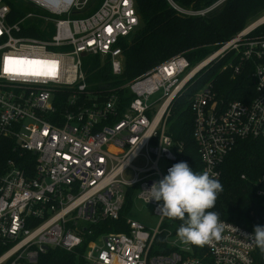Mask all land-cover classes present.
I'll use <instances>...</instances> for the list:
<instances>
[{
  "label": "built area",
  "instance_id": "2783aa9c",
  "mask_svg": "<svg viewBox=\"0 0 264 264\" xmlns=\"http://www.w3.org/2000/svg\"><path fill=\"white\" fill-rule=\"evenodd\" d=\"M23 1L39 12L8 23L0 0V144L15 154L0 168V264H60L58 256L70 264H255L250 230L219 218V239L191 245L160 224L167 217L145 191L183 149L166 133L173 100L228 53L221 70L250 71L254 95L225 100L209 80L190 96L201 171L218 179L237 140L264 137V32L254 33L264 12L199 63L173 55L126 82L132 98L121 105L113 91L89 94L82 56L107 58L121 72L122 44L140 23L135 0H102L87 15L91 0ZM172 5L191 15L210 10ZM25 19L38 21L44 37L25 35ZM255 186L264 215V173ZM129 188L133 201L152 207L156 228L126 217L127 231L94 234L91 225L120 217Z\"/></svg>",
  "mask_w": 264,
  "mask_h": 264
},
{
  "label": "trees",
  "instance_id": "16d2710c",
  "mask_svg": "<svg viewBox=\"0 0 264 264\" xmlns=\"http://www.w3.org/2000/svg\"><path fill=\"white\" fill-rule=\"evenodd\" d=\"M102 0H91L83 15L94 11ZM217 0H135L139 26L128 42L122 44L123 64L119 74L111 71L110 60L90 56L83 61V73L89 94L103 97L113 91L124 105L132 98L130 92L121 86L141 75L155 64L181 52L190 65L205 59L223 42L240 32L251 20L264 12V0H224L200 14H184L175 6L186 10H202ZM9 7L7 22L13 23L30 11H38L23 0H4ZM39 12V11H38ZM38 21L23 25V33L30 37L43 38ZM264 24L254 33H263ZM229 53L222 59L210 62L172 102L166 120V133L183 144L178 162L185 161L194 172H201V162L196 144L192 138L193 114L190 110V96L206 81L211 80L213 88L225 100H245L254 95L250 71L242 70L231 77L232 70H221ZM247 94L245 98L244 95ZM168 124V126H167ZM15 157L6 142L0 144V168L8 159ZM32 159L28 154L18 161L25 168ZM218 178L222 191L217 195L212 211L218 217L240 225L252 232L253 226L264 225L261 199L256 195V180L264 173V137L239 139L227 154ZM242 175L244 178H242ZM132 188L126 191L123 208L117 220H105L91 225L94 234L127 231L126 216L133 206ZM181 220L170 218V225L176 230ZM58 252V251H57ZM60 253V252H58ZM62 255V254H61ZM255 264H264V253L256 247ZM53 262L70 264L59 257Z\"/></svg>",
  "mask_w": 264,
  "mask_h": 264
},
{
  "label": "clouds",
  "instance_id": "9594fccd",
  "mask_svg": "<svg viewBox=\"0 0 264 264\" xmlns=\"http://www.w3.org/2000/svg\"><path fill=\"white\" fill-rule=\"evenodd\" d=\"M221 191L222 185L214 174L207 170L194 172L187 162L179 161L145 192L149 193L148 201L154 202L163 216L182 221L176 234L183 242L203 246L219 239L222 232L223 222L211 210ZM245 236L264 253V225L253 226L252 232Z\"/></svg>",
  "mask_w": 264,
  "mask_h": 264
},
{
  "label": "rangeland",
  "instance_id": "374dc122",
  "mask_svg": "<svg viewBox=\"0 0 264 264\" xmlns=\"http://www.w3.org/2000/svg\"><path fill=\"white\" fill-rule=\"evenodd\" d=\"M223 1L224 0H217L214 3H212V5L207 7L206 9H211L214 6L219 5ZM31 21L33 22L35 20L25 19V20H23L22 23L25 25L27 22H31ZM39 30L41 32L40 26H39ZM218 48H216L215 50H217ZM215 50H213V51H215ZM178 54H182V53L179 52V53H176L174 55H178ZM90 56L91 55H83L82 61L89 60ZM167 126H168V124H167ZM142 165L143 164L140 162V160H136L132 163V166H135V167H141ZM132 176H133V171L131 169H127L123 174V177L126 179H130ZM133 206L134 207L132 209H130V211L127 213V216H126L127 219L138 221L139 223H141L143 226H145L149 230H154L156 228L158 222H159V218L152 213V207L149 204L142 202L141 200H135ZM169 221H170L169 218H165L163 222H160V224H162V225L165 224V227H167V229L173 230V227L170 225Z\"/></svg>",
  "mask_w": 264,
  "mask_h": 264
}]
</instances>
